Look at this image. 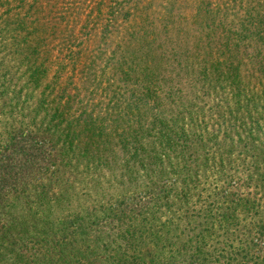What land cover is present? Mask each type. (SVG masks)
Instances as JSON below:
<instances>
[{"label": "trees", "instance_id": "16d2710c", "mask_svg": "<svg viewBox=\"0 0 264 264\" xmlns=\"http://www.w3.org/2000/svg\"><path fill=\"white\" fill-rule=\"evenodd\" d=\"M160 1L129 0L76 82L19 16L0 264H264V0Z\"/></svg>", "mask_w": 264, "mask_h": 264}, {"label": "rangeland", "instance_id": "374dc122", "mask_svg": "<svg viewBox=\"0 0 264 264\" xmlns=\"http://www.w3.org/2000/svg\"><path fill=\"white\" fill-rule=\"evenodd\" d=\"M160 2L155 0L156 5ZM187 2L193 4L192 0ZM128 10L129 0H0V91L5 89L3 86L9 90L19 87L27 77L25 73L21 77L27 58L20 50L25 35L18 36L15 31L20 24L19 16H30L33 20V25L26 22L25 27L29 32L34 29L29 45L40 48V60L53 65L51 72L56 65L76 67L73 72L76 82L78 78L82 80L84 63L95 59L98 48L106 50L94 61L101 69L110 52L121 45L112 33L111 22L116 18L125 28ZM103 33L109 34L110 40L101 41ZM79 51L81 54L77 55ZM83 83H79L81 92L86 87Z\"/></svg>", "mask_w": 264, "mask_h": 264}]
</instances>
